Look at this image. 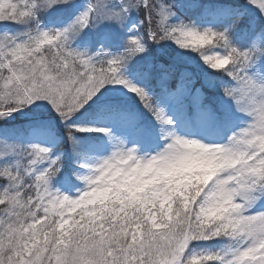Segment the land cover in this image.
<instances>
[{
  "label": "snow or ice",
  "instance_id": "1",
  "mask_svg": "<svg viewBox=\"0 0 264 264\" xmlns=\"http://www.w3.org/2000/svg\"><path fill=\"white\" fill-rule=\"evenodd\" d=\"M0 122V264H264V0H0Z\"/></svg>",
  "mask_w": 264,
  "mask_h": 264
},
{
  "label": "rangeland",
  "instance_id": "2",
  "mask_svg": "<svg viewBox=\"0 0 264 264\" xmlns=\"http://www.w3.org/2000/svg\"><path fill=\"white\" fill-rule=\"evenodd\" d=\"M194 90L195 87H193V94H185L184 98L182 100V102L180 104H171L169 106V108L167 109L169 111L170 114H175L174 115V119L175 118H179V121L188 128H207L208 130L212 129V123L211 121H209L202 113V110L200 109L199 111H197V113L195 115H192L190 113H188V110L186 109L188 104H200V102L197 100V98L194 95ZM100 126H107V125H100ZM85 134H99L101 135V142L93 145L90 147L89 149V154L88 157L91 159H96L102 156H106L109 154V152L111 151V143L108 141V139L106 137H104L102 134L100 133H85ZM117 135H120L119 131H117L116 133ZM55 135H59L56 132L54 133H48L47 131H44L42 133L41 136L37 137L36 139H38L41 143H48L49 139ZM205 141H207L208 139H211V137H204ZM130 146L135 143V140L133 137L129 136L127 141H126ZM146 145L147 143H143L141 142L139 147H140V151L142 153L145 152H155L156 150H158L160 147H162L163 145L160 146H155L152 149H146ZM65 153V158H67V154L66 151L64 150ZM85 171V170H84ZM61 177H58L55 181V184H59ZM68 183H65V185H67ZM84 187L83 186L79 187L77 189V191L79 189H82ZM77 191H75L73 194H69L67 192L66 189L63 190V192L65 194H69L71 196H75L77 194Z\"/></svg>",
  "mask_w": 264,
  "mask_h": 264
},
{
  "label": "trees",
  "instance_id": "3",
  "mask_svg": "<svg viewBox=\"0 0 264 264\" xmlns=\"http://www.w3.org/2000/svg\"><path fill=\"white\" fill-rule=\"evenodd\" d=\"M206 2H207V0H206ZM141 108L143 109L142 106H141ZM78 136H79V134H78ZM79 138H80L81 148L86 153V145H85L86 138L81 136V135L79 136ZM70 148H71V152H72L71 145H70ZM205 245H206V247L212 248L213 250H215L216 248H218L220 246L219 242H217V241H210V242H207Z\"/></svg>",
  "mask_w": 264,
  "mask_h": 264
}]
</instances>
